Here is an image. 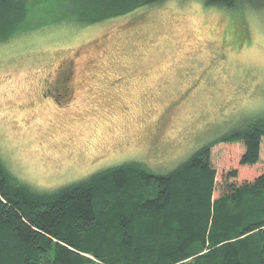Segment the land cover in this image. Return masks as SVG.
Instances as JSON below:
<instances>
[{"label":"rangeland","instance_id":"obj_1","mask_svg":"<svg viewBox=\"0 0 264 264\" xmlns=\"http://www.w3.org/2000/svg\"><path fill=\"white\" fill-rule=\"evenodd\" d=\"M28 9L0 42V159L36 191L131 161L169 173L264 113V10L170 0L87 26L62 0H29ZM68 70L72 101L39 98ZM234 148L213 150L218 183ZM244 172L238 183L252 178Z\"/></svg>","mask_w":264,"mask_h":264},{"label":"trees","instance_id":"obj_2","mask_svg":"<svg viewBox=\"0 0 264 264\" xmlns=\"http://www.w3.org/2000/svg\"><path fill=\"white\" fill-rule=\"evenodd\" d=\"M62 1L88 26L170 0ZM196 1L264 10V0ZM28 2L0 0V42L21 30ZM221 146L235 147L234 167L218 183L213 150ZM244 171L252 178L238 183ZM0 264H264V113L166 174L131 161L39 192L0 159Z\"/></svg>","mask_w":264,"mask_h":264},{"label":"flooded vegetation","instance_id":"obj_3","mask_svg":"<svg viewBox=\"0 0 264 264\" xmlns=\"http://www.w3.org/2000/svg\"><path fill=\"white\" fill-rule=\"evenodd\" d=\"M54 85L53 88H47V90L40 91L39 98L41 99H51L53 103L56 105H62L64 103H67L68 100L71 98L72 94V72L71 71H62L57 77L54 79ZM75 90L73 92L71 101L74 99ZM44 97V98H43ZM161 127L157 128V131L153 134L152 140V146L153 148H156L159 146L161 140V134L162 131L160 129ZM155 138H158L159 141L155 142Z\"/></svg>","mask_w":264,"mask_h":264}]
</instances>
